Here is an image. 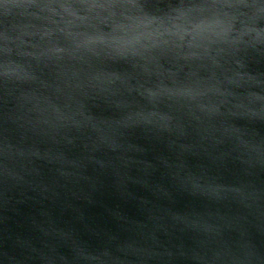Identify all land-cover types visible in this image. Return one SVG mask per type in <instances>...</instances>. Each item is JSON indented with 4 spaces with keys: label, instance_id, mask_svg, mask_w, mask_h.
I'll list each match as a JSON object with an SVG mask.
<instances>
[{
    "label": "water",
    "instance_id": "1",
    "mask_svg": "<svg viewBox=\"0 0 264 264\" xmlns=\"http://www.w3.org/2000/svg\"><path fill=\"white\" fill-rule=\"evenodd\" d=\"M0 264H264V0H0Z\"/></svg>",
    "mask_w": 264,
    "mask_h": 264
}]
</instances>
